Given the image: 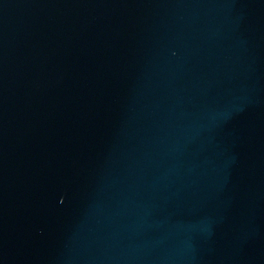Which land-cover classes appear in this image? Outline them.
<instances>
[{"label": "water", "instance_id": "95a60500", "mask_svg": "<svg viewBox=\"0 0 264 264\" xmlns=\"http://www.w3.org/2000/svg\"><path fill=\"white\" fill-rule=\"evenodd\" d=\"M0 264H264V0H0Z\"/></svg>", "mask_w": 264, "mask_h": 264}]
</instances>
